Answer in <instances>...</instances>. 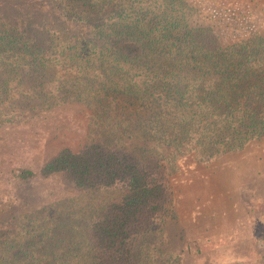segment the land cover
I'll list each match as a JSON object with an SVG mask.
<instances>
[{"label":"trees","instance_id":"1","mask_svg":"<svg viewBox=\"0 0 264 264\" xmlns=\"http://www.w3.org/2000/svg\"><path fill=\"white\" fill-rule=\"evenodd\" d=\"M44 1L0 2V122L14 119L2 109L14 97L10 81L29 74L41 85L47 62L63 57L79 61L82 74L55 90L93 109L96 135L16 176L62 174L103 197L0 222V264H144L139 239L165 222L171 201L164 148L201 160L249 150L264 162V37L224 44L186 0H59L82 26L80 35L60 34L30 23ZM47 97L52 106L59 95ZM121 99L129 114L116 106ZM259 257L248 264H264Z\"/></svg>","mask_w":264,"mask_h":264},{"label":"rangeland","instance_id":"2","mask_svg":"<svg viewBox=\"0 0 264 264\" xmlns=\"http://www.w3.org/2000/svg\"><path fill=\"white\" fill-rule=\"evenodd\" d=\"M186 1L200 12L201 24L224 44L256 33L264 37V0ZM0 2L22 4L21 0ZM40 9L32 10L31 25L80 35L81 23L65 17L64 11L73 10L64 2L45 0ZM47 64V77L41 85L29 74L11 80L14 97L2 105L5 116L14 119L0 122V222H15L24 214L44 209L38 213L42 218L68 203L99 202L103 197L79 190L62 174L36 175L28 180L16 176L23 168L37 172L60 149L78 150L96 135L93 109L75 95L61 97V90H55L60 84L63 89L72 87L74 77L82 74L80 62L75 59L70 64L59 57ZM27 66L24 64L25 72ZM83 74L85 80L97 78L86 71ZM49 91L59 95L52 106L46 103ZM116 106L129 114L131 107L125 101ZM174 150L166 147L163 151L171 190L165 222L139 239L138 258L144 264H248L260 260L264 245L256 237L262 235L264 162H254L249 150L204 160L189 149Z\"/></svg>","mask_w":264,"mask_h":264}]
</instances>
